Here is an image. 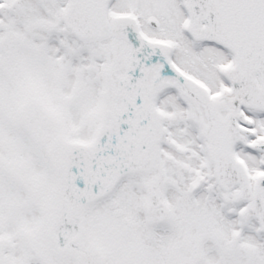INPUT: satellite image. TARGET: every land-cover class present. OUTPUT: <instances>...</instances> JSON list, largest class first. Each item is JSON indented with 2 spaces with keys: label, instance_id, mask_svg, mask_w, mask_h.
Returning <instances> with one entry per match:
<instances>
[{
  "label": "snow or ice",
  "instance_id": "obj_1",
  "mask_svg": "<svg viewBox=\"0 0 264 264\" xmlns=\"http://www.w3.org/2000/svg\"><path fill=\"white\" fill-rule=\"evenodd\" d=\"M0 264H264V0H0Z\"/></svg>",
  "mask_w": 264,
  "mask_h": 264
}]
</instances>
